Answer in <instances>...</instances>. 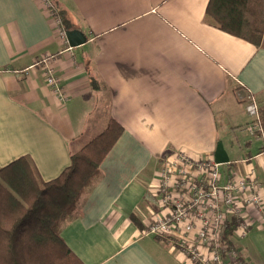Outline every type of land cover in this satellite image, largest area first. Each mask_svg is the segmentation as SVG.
<instances>
[{
	"label": "crops",
	"instance_id": "obj_1",
	"mask_svg": "<svg viewBox=\"0 0 264 264\" xmlns=\"http://www.w3.org/2000/svg\"><path fill=\"white\" fill-rule=\"evenodd\" d=\"M53 1L85 45L56 36L39 0H0V167L24 157L42 181L57 177L83 145L104 87L108 118L123 132L60 236L82 264H188L167 240L141 236L148 197L164 160L213 156L220 141L221 182L229 169L252 167L264 198V134L247 135L238 95L250 92L264 111V46L205 24L208 0ZM46 59L59 92L45 81ZM232 134L240 157H230ZM232 242L243 264H264V223Z\"/></svg>",
	"mask_w": 264,
	"mask_h": 264
},
{
	"label": "trees",
	"instance_id": "obj_2",
	"mask_svg": "<svg viewBox=\"0 0 264 264\" xmlns=\"http://www.w3.org/2000/svg\"><path fill=\"white\" fill-rule=\"evenodd\" d=\"M51 3L61 26L70 29L65 10ZM203 22L264 46V0H208ZM90 87L93 91L101 87L95 74ZM259 123L264 133V111L259 112ZM122 132L108 118L104 129L71 151L69 165L48 181H42L24 157L0 167V264H82L63 241L60 228L80 210L101 176V162ZM224 234V243L236 250L232 229Z\"/></svg>",
	"mask_w": 264,
	"mask_h": 264
},
{
	"label": "built area",
	"instance_id": "obj_3",
	"mask_svg": "<svg viewBox=\"0 0 264 264\" xmlns=\"http://www.w3.org/2000/svg\"><path fill=\"white\" fill-rule=\"evenodd\" d=\"M39 3L53 33L64 38L51 0ZM43 70L47 85L59 92L48 59ZM238 95L250 118L244 130L249 137L260 139L264 133L257 101L250 92ZM219 165L209 154L193 159L177 152L164 160L157 186L148 197L141 236L167 240L188 264H243L236 250L224 243V233L231 228L232 237L242 239L253 223H264V198L252 167L244 174L229 169L221 182Z\"/></svg>",
	"mask_w": 264,
	"mask_h": 264
},
{
	"label": "rangeland",
	"instance_id": "obj_4",
	"mask_svg": "<svg viewBox=\"0 0 264 264\" xmlns=\"http://www.w3.org/2000/svg\"><path fill=\"white\" fill-rule=\"evenodd\" d=\"M85 45V44H83ZM79 52L80 50H75V53L77 54V52ZM39 60V59H38ZM38 60H36L35 62H38ZM106 98H107V92L105 89L101 88L98 93H96V97H95V101L97 103V105H100V109H98V107H93L90 110V113L88 115L89 119L87 121L89 128L88 133L85 136H82V144L86 143L87 141L91 140L94 136H96L97 134H99L104 127L106 126V122L108 119V111H106V109L104 108V103L106 102ZM93 109V110H92ZM229 135L228 134H223L222 137L223 138H227ZM238 138V136H235L234 134H232V140H233V150L230 151V157L234 158V157H240L239 155V150H238V141H236V139ZM242 138H244V136H242ZM241 139V138H239ZM258 142L256 141L253 144H257ZM227 163H223L220 165H223L222 170H226V165Z\"/></svg>",
	"mask_w": 264,
	"mask_h": 264
},
{
	"label": "water",
	"instance_id": "obj_5",
	"mask_svg": "<svg viewBox=\"0 0 264 264\" xmlns=\"http://www.w3.org/2000/svg\"><path fill=\"white\" fill-rule=\"evenodd\" d=\"M65 36L70 47H77L86 41V37L83 33L77 29H69L65 32ZM213 159L218 164L228 162V157L223 150L222 143L219 141L216 144L215 151L213 153Z\"/></svg>",
	"mask_w": 264,
	"mask_h": 264
}]
</instances>
